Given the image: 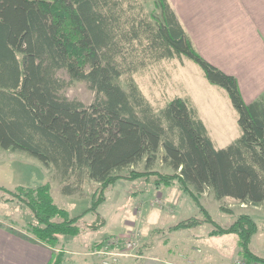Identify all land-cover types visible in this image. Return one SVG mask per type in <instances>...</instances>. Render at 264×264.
Listing matches in <instances>:
<instances>
[{
	"label": "trees",
	"instance_id": "16d2710c",
	"mask_svg": "<svg viewBox=\"0 0 264 264\" xmlns=\"http://www.w3.org/2000/svg\"><path fill=\"white\" fill-rule=\"evenodd\" d=\"M182 58L222 87L236 111L239 134L225 146L214 145L188 96L155 106L134 78L151 64ZM59 69L69 81L56 75ZM73 80L94 91L91 102L61 93ZM0 148L21 150L52 167L63 194L98 183L89 206L73 216L54 202L48 182L0 185L32 214L25 230L51 247L79 232L76 221L96 211L108 186L149 173L156 184L176 181L205 216L169 229L206 221L209 235L234 233L237 253L264 264L249 249L257 230L250 215L240 213L220 226L198 200L209 190L217 199L264 202V93L246 103L236 77L198 52L169 0H0ZM157 160L171 172L153 170ZM141 161L142 171L113 173ZM62 260L55 252L47 264Z\"/></svg>",
	"mask_w": 264,
	"mask_h": 264
},
{
	"label": "rangeland",
	"instance_id": "374dc122",
	"mask_svg": "<svg viewBox=\"0 0 264 264\" xmlns=\"http://www.w3.org/2000/svg\"><path fill=\"white\" fill-rule=\"evenodd\" d=\"M151 6L148 3L146 8L150 9ZM197 44L204 53L203 43ZM56 75L65 81L70 80L64 69L57 70ZM134 78L143 94L155 106H162L174 95L189 97L190 92L206 125L213 134L216 132L222 136L213 135L216 140L230 142L239 133L236 111L225 90L209 83L192 61L186 58L164 59L147 66ZM61 93L85 104L94 97V91L81 80H73ZM130 169L144 170L143 161L124 166L113 173L127 175ZM152 169L162 173L171 172L160 160ZM155 181L156 175L147 173L132 179L120 177L108 186L104 191V200L96 211H88L76 221L79 232L65 236L68 240H62L56 246V253H62L61 264H100L91 253L94 247L114 238H130L134 234L136 245L127 250L117 264H136L140 253L165 256L184 264H263L247 262L237 253V236L234 233L209 235L212 225L206 221L191 228L169 229L180 220L191 217L204 219L205 216L195 200L176 181L170 185L156 184ZM45 182L50 184L54 202L66 208L71 216L89 206L90 197L98 185L88 181L80 192L63 194L52 167L45 166L21 150L0 148V185L14 189L17 185L35 186ZM10 199L8 193L0 190L1 216L10 217L17 226L26 229V222L33 219L32 214L22 203ZM198 200L220 226L230 225L240 213L250 215L257 224V230L251 236L249 249L256 256L264 258V202H239L228 196L217 199L209 190H205ZM93 222L98 225L90 226ZM164 240L168 241L166 247L171 248L170 253L163 249Z\"/></svg>",
	"mask_w": 264,
	"mask_h": 264
},
{
	"label": "crops",
	"instance_id": "0c3cea01",
	"mask_svg": "<svg viewBox=\"0 0 264 264\" xmlns=\"http://www.w3.org/2000/svg\"><path fill=\"white\" fill-rule=\"evenodd\" d=\"M169 2L198 51L223 71L236 77L246 103L264 93V0ZM198 42L203 43L201 46L204 53ZM188 94L204 122L192 94ZM204 124L216 147L229 143L216 140L214 136L219 134H213L205 122ZM219 137L222 138L221 135ZM232 140L233 138L229 141ZM67 240L68 238L64 239ZM167 243L164 240L162 246L170 253L172 250L166 247ZM57 250V247L35 239L12 222L10 217L0 214V264H47ZM136 264L184 263L165 256L140 253Z\"/></svg>",
	"mask_w": 264,
	"mask_h": 264
},
{
	"label": "built area",
	"instance_id": "2783aa9c",
	"mask_svg": "<svg viewBox=\"0 0 264 264\" xmlns=\"http://www.w3.org/2000/svg\"><path fill=\"white\" fill-rule=\"evenodd\" d=\"M136 245L135 234L130 238H114L94 247L92 254L100 264H117L118 259L127 254V250ZM244 264V263H243Z\"/></svg>",
	"mask_w": 264,
	"mask_h": 264
}]
</instances>
